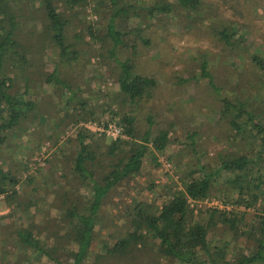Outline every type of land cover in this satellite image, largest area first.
<instances>
[{
    "label": "rangeland",
    "instance_id": "obj_1",
    "mask_svg": "<svg viewBox=\"0 0 264 264\" xmlns=\"http://www.w3.org/2000/svg\"><path fill=\"white\" fill-rule=\"evenodd\" d=\"M200 1L202 5L197 10L176 8L170 15L148 20L144 17L145 7L153 1L140 0L135 10L138 17L130 14L109 22L114 6L109 1L103 5L100 0H90L70 15L66 35L78 55L70 64L60 60L53 44L38 39L45 17L41 0H19L9 6L10 13L18 17L20 44L29 48L28 65L19 72L9 68V76L14 79L12 92L19 95L27 91V99L37 106L35 113L9 135L1 150L0 164L12 169L23 181L17 186L16 201L7 203L0 196V264L17 260L21 250L14 241L15 231L28 225H33L35 236L52 256L59 255V262L73 261L69 224L59 220L68 209L84 213L90 193L73 173L72 156L77 149L76 143L69 141L89 122H117L124 115L135 119L136 140L123 138L130 144L140 143L149 129L155 136L168 131L171 144L166 153L156 154L158 166L148 154L141 173L112 189L103 200L83 264H171L159 257L153 246L147 247L133 263L119 262L108 255L107 248L128 230V208L136 200L161 204V199L154 198L147 186L151 181L157 185L153 188L156 195L168 199L169 192L163 184L167 183L173 191L181 189L180 177L186 169L193 170L201 163L208 169L216 168L221 159L237 149L248 148L252 134L239 136L232 130L233 115L223 114L224 100L243 104L253 120L264 119V73L251 62L255 54L264 59V0ZM58 6L63 9V4ZM4 10L1 8L0 12ZM88 26L93 29V39ZM229 27L237 32L231 38L236 47L221 40L219 33L229 31ZM111 28L119 32L116 42L107 38ZM76 34H80V40ZM126 61L133 65V75L156 81L150 98L131 103L119 96V65ZM202 65H206L208 78L202 76ZM53 72L71 94L63 87V98L53 94V86L45 84L46 76ZM81 101L86 102V107H81ZM106 109L119 116L104 114ZM95 131V127L89 130L101 138ZM102 149L105 151V146ZM105 170L106 167H98L96 177ZM30 175H34V180L26 184L24 180ZM219 187L223 189L225 184L222 182ZM34 200L36 206L24 209L25 203ZM209 200L221 202L215 197ZM211 207L202 203L194 208V215L199 209ZM247 211L250 216L254 213L253 208ZM195 218L204 221L206 215L197 214ZM209 238L211 250L214 246H226L233 261L237 255L254 250V241H248L244 234L234 235L221 224L209 228Z\"/></svg>",
    "mask_w": 264,
    "mask_h": 264
},
{
    "label": "trees",
    "instance_id": "obj_2",
    "mask_svg": "<svg viewBox=\"0 0 264 264\" xmlns=\"http://www.w3.org/2000/svg\"><path fill=\"white\" fill-rule=\"evenodd\" d=\"M14 1L19 0H0V9L5 8L0 12V155L9 135L18 130L22 122L35 113L37 106V103L27 99V91L19 95L12 92L14 79L9 76L11 72L9 68H12L13 72L22 71L28 65L27 56L29 55V48L23 47L18 39V17L14 12L10 13L12 10L9 6ZM100 1L103 5L109 1L114 6V13L110 16L109 22L116 18L130 17V14L139 16L135 10L136 2L140 0ZM152 1L151 6L145 7L144 17L148 20L156 16L170 15L176 8L192 11L199 9L202 5L200 0ZM89 2L90 0H41V3L45 4L43 8L45 17L38 39L53 44L64 64H70L78 56L75 47L68 43L66 35L71 23L70 15L76 8H84ZM59 3L63 4V9L58 6ZM121 3L126 5L123 8L118 7ZM230 28L229 31L223 30L219 34L221 40L228 46L236 47L237 43L231 42V38L236 36L237 32H232ZM87 30L93 39L92 27L88 26ZM118 36L119 32L112 28L107 30L108 39L116 42ZM76 39H81L80 34H76ZM251 62L264 73L263 58L255 54L251 56ZM119 68L117 86L120 97L131 103L151 97L156 85L154 79L133 75V65L127 61L120 64ZM205 68L206 65L201 66L202 76L208 78ZM54 72L46 76L45 84L52 85L53 94H58L60 98L64 97L61 93L62 87L67 89V94H71L70 88L63 84ZM72 99L69 97V100ZM86 105V102L81 101L82 108ZM223 105L225 107L223 114L233 115L230 122L232 130L239 136L252 134L248 148L237 149L236 153L221 159L216 168L208 169L201 163L193 170L186 169L184 175L180 177L181 189L173 191L167 183L163 184L169 192L168 199H163L160 194L156 195L153 188L157 185L153 181L147 184L154 198L161 199V204H151L142 200L134 201V206L127 210V232L107 248L111 258L119 262L127 260L133 263L140 253L146 251L147 247L153 246L156 254L166 258L171 264L264 263V119L263 122L253 120L252 114L243 107V104L224 100ZM68 107H70L69 104L66 105L67 110ZM108 111L110 110H103V113L107 114ZM111 115L119 116L116 112ZM245 117L248 118L240 123ZM108 122L105 123L106 126ZM150 122L152 125V121ZM134 123V117L129 115H124L117 121L118 125L126 129L125 136L131 140H136ZM169 136L168 131H161L155 136L149 129L141 137L140 143L130 144L129 140L122 138L112 140L106 135L98 138L88 130L80 128L76 138L69 141L75 142L77 149L75 156H72L73 173L79 176L81 186L87 188L90 193L84 213H78L75 208L68 209L59 220L69 224L68 232L74 243V247L70 249V257L73 261L69 264H83L91 245L92 232L97 224L99 210L109 192L119 187L124 181L128 182L138 176L148 154L158 166L156 154L167 152L171 144ZM104 146L105 151L102 149ZM98 167H106V170L96 177ZM33 180L34 175H30L24 181L29 184ZM22 181L12 173V169H6L0 164V196L7 203L17 199V186ZM222 182L225 184L223 189L219 187ZM213 197L220 198L224 208L199 209L197 214L205 213L206 219L204 221L196 219L197 214L194 215V208L200 201ZM36 204V200L33 203H25L24 209L28 210ZM227 206L232 208L226 210ZM250 208L254 209L252 216L247 211ZM247 217L250 218L248 221ZM218 224L232 231L234 235H246L248 241H254V250L249 254L237 255L236 261L228 256L226 246L223 248L214 246L211 250L209 228L216 227ZM15 234L14 241L21 253L16 261L1 264H52L50 262L64 264L59 262V255L52 256L40 238L35 236L33 225H28L23 230L17 229ZM51 250L56 252L57 248L52 247ZM43 258L47 260L43 261Z\"/></svg>",
    "mask_w": 264,
    "mask_h": 264
},
{
    "label": "built area",
    "instance_id": "obj_3",
    "mask_svg": "<svg viewBox=\"0 0 264 264\" xmlns=\"http://www.w3.org/2000/svg\"><path fill=\"white\" fill-rule=\"evenodd\" d=\"M95 127L96 131L95 133H98L100 136L101 135H106L108 138L112 139V140H118L119 138H125L124 135V129L117 124L116 121H111L107 126L105 125V123L102 124H96V123H87L84 125L85 130H90ZM166 165L169 166V164L167 163ZM170 168V166H169ZM204 203L207 204L208 206L211 205L213 207L216 206V208L220 207L222 208V204H220L221 202L217 201V200H209V199H204L202 201L199 202V206ZM219 204L221 206H219Z\"/></svg>",
    "mask_w": 264,
    "mask_h": 264
}]
</instances>
